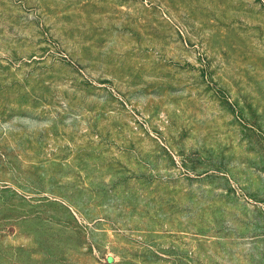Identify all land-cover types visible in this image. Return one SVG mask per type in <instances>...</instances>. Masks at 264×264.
Listing matches in <instances>:
<instances>
[{
	"label": "rangeland",
	"instance_id": "374dc122",
	"mask_svg": "<svg viewBox=\"0 0 264 264\" xmlns=\"http://www.w3.org/2000/svg\"><path fill=\"white\" fill-rule=\"evenodd\" d=\"M0 264H264V0H0Z\"/></svg>",
	"mask_w": 264,
	"mask_h": 264
}]
</instances>
